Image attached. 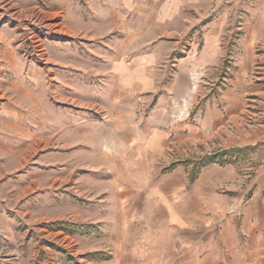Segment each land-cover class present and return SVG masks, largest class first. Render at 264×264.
<instances>
[{
    "label": "crops",
    "instance_id": "crops-1",
    "mask_svg": "<svg viewBox=\"0 0 264 264\" xmlns=\"http://www.w3.org/2000/svg\"><path fill=\"white\" fill-rule=\"evenodd\" d=\"M122 2V6L107 7V23L116 17L125 21L130 10L127 0ZM241 2L156 1L149 17L180 23L169 27L176 37L169 50L152 48L110 65L121 93L160 94L153 111L134 123L111 115L105 133L99 132L98 118H78L75 148L91 150V172H99L101 160L105 170L114 174L117 155L121 161L117 172L138 173L139 178L133 186L123 182L117 200L110 198L119 207L106 220L110 254L104 264H264V122H252L253 112L247 108V98L252 97L264 111V0H249L245 19L238 21ZM136 4V12L146 14L141 0ZM189 8L203 13L198 44L181 38L197 23L188 16ZM232 8L234 21L229 16ZM232 28L241 33L231 43L227 36L230 38ZM227 44L238 46L234 48L237 66L228 83L215 91L213 75ZM169 60L174 69L165 85L163 73ZM13 86H9L11 91ZM31 94L25 133L34 140L36 132L28 126L40 121L30 113L35 108ZM18 113L13 98L4 101L0 126L10 131L18 124ZM99 134L104 136L100 137L102 143ZM232 147H251L250 163L241 166L236 156L199 162L205 154ZM3 148L7 155L19 153L0 142ZM92 203L98 205V200ZM11 225L8 216L0 215L1 239L16 237Z\"/></svg>",
    "mask_w": 264,
    "mask_h": 264
},
{
    "label": "rangeland",
    "instance_id": "rangeland-1",
    "mask_svg": "<svg viewBox=\"0 0 264 264\" xmlns=\"http://www.w3.org/2000/svg\"><path fill=\"white\" fill-rule=\"evenodd\" d=\"M122 1L0 0V104L13 98L19 106L18 124L10 131L0 126V142L19 152L7 155L6 149H0V215L11 219L10 229L16 236L0 238V264H104L110 254L106 220L117 214L115 200L123 191L122 183H138V173H118L121 161L117 155L114 174L105 170L106 163L101 160L99 172H91V150L75 148L80 128L76 123L81 115L98 118L99 132L105 133L111 115L124 116L131 123L149 116L160 94L121 93L110 65L113 60L152 48L169 50L170 42L176 39L169 27L180 25L149 17L158 0H141L146 10L141 15L134 9L138 0H127L130 12L125 23L117 17L107 23V7L122 6ZM199 1L202 5L205 0ZM248 3L242 0L237 6L241 10L238 21L245 19ZM189 10L188 16L197 23L181 38L198 44L203 13ZM234 15L232 8L230 21ZM230 33L227 39L232 43L241 32L232 28ZM225 47L213 75L215 91L228 83L237 66L234 48L238 46ZM173 69L169 60L163 73L165 85ZM154 73L159 83L161 72L157 69ZM30 92L35 103L30 113L40 121L28 126L36 132L34 140L25 133L27 104L33 99ZM247 108L253 112L252 122H264L258 100L248 97ZM250 148L236 156L241 166L250 163ZM118 151L115 147V154ZM213 154H205L199 162ZM82 158L85 163L81 166ZM95 200L98 205L92 203Z\"/></svg>",
    "mask_w": 264,
    "mask_h": 264
},
{
    "label": "trees",
    "instance_id": "trees-1",
    "mask_svg": "<svg viewBox=\"0 0 264 264\" xmlns=\"http://www.w3.org/2000/svg\"><path fill=\"white\" fill-rule=\"evenodd\" d=\"M248 147H234V148H229V149H225V150H218L217 152H215L212 157L206 161H204V163H207V162H211V161H214L216 159H219V158H223V157H231V156H239V155H242L244 154L245 150L247 149ZM173 165V164H171Z\"/></svg>",
    "mask_w": 264,
    "mask_h": 264
}]
</instances>
